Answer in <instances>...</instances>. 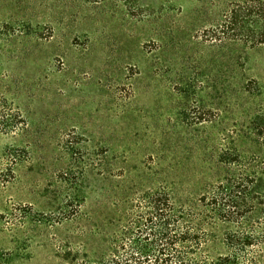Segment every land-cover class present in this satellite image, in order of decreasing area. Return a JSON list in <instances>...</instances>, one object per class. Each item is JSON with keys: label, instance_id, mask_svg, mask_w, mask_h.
Wrapping results in <instances>:
<instances>
[{"label": "rangeland", "instance_id": "rangeland-1", "mask_svg": "<svg viewBox=\"0 0 264 264\" xmlns=\"http://www.w3.org/2000/svg\"><path fill=\"white\" fill-rule=\"evenodd\" d=\"M244 1L0 0V264L104 263L157 191L264 264V44L204 38ZM232 182L242 226L199 203Z\"/></svg>", "mask_w": 264, "mask_h": 264}, {"label": "trees", "instance_id": "trees-1", "mask_svg": "<svg viewBox=\"0 0 264 264\" xmlns=\"http://www.w3.org/2000/svg\"><path fill=\"white\" fill-rule=\"evenodd\" d=\"M204 38L214 42L243 40L251 47L264 44V3L247 0L234 4L220 24L204 31ZM240 185L232 182L214 187L208 195L200 197L199 203L212 218L242 226L247 203L245 194L239 191ZM146 208L149 216L142 224L143 217H140L134 229V240L129 245H122V254H113L100 264H204L202 259L195 257L200 249L201 233L191 217L176 207L168 193L157 191L151 194ZM144 232L151 238L147 243L136 238ZM243 240L244 233L238 239L235 236L226 239L227 246L236 255L220 257L223 264L235 263L237 252H245L252 246L251 242ZM146 252L152 257L149 258Z\"/></svg>", "mask_w": 264, "mask_h": 264}]
</instances>
